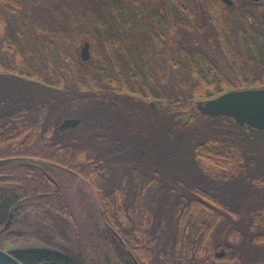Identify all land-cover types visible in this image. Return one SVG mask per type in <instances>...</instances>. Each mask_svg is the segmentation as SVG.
Segmentation results:
<instances>
[{"label": "trees", "instance_id": "1", "mask_svg": "<svg viewBox=\"0 0 264 264\" xmlns=\"http://www.w3.org/2000/svg\"><path fill=\"white\" fill-rule=\"evenodd\" d=\"M253 87L264 0H0V159L59 164L0 165V247H33L12 252L25 264H264L247 148L264 130L196 106Z\"/></svg>", "mask_w": 264, "mask_h": 264}, {"label": "water", "instance_id": "2", "mask_svg": "<svg viewBox=\"0 0 264 264\" xmlns=\"http://www.w3.org/2000/svg\"><path fill=\"white\" fill-rule=\"evenodd\" d=\"M229 5L233 4V0H223ZM259 2L261 0H253ZM80 55L84 61L91 58V44L84 41L80 48ZM198 110L212 117L229 116L232 117L236 124L241 127L251 126L253 128L264 130V87H253L243 89H231L212 98L201 99L196 103ZM81 122L78 117H68L61 121L60 129L76 127ZM37 162L46 165L59 164L37 157L31 156H13L0 159V165L12 162ZM11 219L7 222V227ZM114 234L123 242L121 236L112 228ZM224 255V250L218 253ZM135 259V258H134ZM0 264H25L9 250L0 248Z\"/></svg>", "mask_w": 264, "mask_h": 264}, {"label": "rangeland", "instance_id": "3", "mask_svg": "<svg viewBox=\"0 0 264 264\" xmlns=\"http://www.w3.org/2000/svg\"><path fill=\"white\" fill-rule=\"evenodd\" d=\"M152 105L158 106V105H160V103L155 102V103H152ZM81 133H82V131L78 130V131H72L70 134H71V136H79ZM201 134H202V132H201ZM247 148L251 151H254L255 154L261 159L260 164L264 165V139L256 140L255 145L249 144ZM56 219H58V221L61 222L62 224H65V220L63 218L57 216ZM17 244H19V243H17Z\"/></svg>", "mask_w": 264, "mask_h": 264}, {"label": "flooded vegetation", "instance_id": "4", "mask_svg": "<svg viewBox=\"0 0 264 264\" xmlns=\"http://www.w3.org/2000/svg\"><path fill=\"white\" fill-rule=\"evenodd\" d=\"M12 214L10 215V218H9V220L10 219H12ZM8 220V221H9ZM7 221V222H8ZM10 223H11V221H10ZM7 224V223H6ZM10 225V224H9ZM9 225L7 226V227H4L5 229H7L8 227H9ZM6 226V225H5ZM10 232H12L11 230H9ZM7 245V246H6ZM0 248H2V249H5V250H9L11 253L12 252H17V251H20V250H27V249H31V248H33V247H30V248H22L21 247V245H19V244H17V243H13V242H10V241H6L5 242V245H4V247H0ZM14 254V253H13ZM15 255V254H14ZM16 256V255H15ZM17 257V256H16Z\"/></svg>", "mask_w": 264, "mask_h": 264}]
</instances>
